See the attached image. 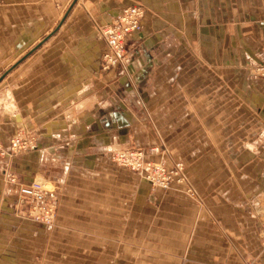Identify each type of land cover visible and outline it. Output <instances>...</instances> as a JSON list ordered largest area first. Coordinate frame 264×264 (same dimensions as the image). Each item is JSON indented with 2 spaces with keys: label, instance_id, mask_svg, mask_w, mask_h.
Masks as SVG:
<instances>
[{
  "label": "crops",
  "instance_id": "obj_1",
  "mask_svg": "<svg viewBox=\"0 0 264 264\" xmlns=\"http://www.w3.org/2000/svg\"><path fill=\"white\" fill-rule=\"evenodd\" d=\"M73 1L0 3V143L36 135L0 157V264H264V0ZM127 5L135 48L105 68L99 27ZM128 147L184 180L110 161ZM36 172L61 185L51 225L5 182Z\"/></svg>",
  "mask_w": 264,
  "mask_h": 264
},
{
  "label": "built area",
  "instance_id": "obj_2",
  "mask_svg": "<svg viewBox=\"0 0 264 264\" xmlns=\"http://www.w3.org/2000/svg\"><path fill=\"white\" fill-rule=\"evenodd\" d=\"M143 11L140 5L121 7L108 24L99 27L100 36L106 43L102 55L105 68L125 65L127 51L135 48L131 36L140 30ZM254 76L264 77V59L257 64ZM35 145V133L17 128L7 144H0V156L26 152ZM156 151V148H151L149 151L138 147L119 148L110 152L109 159L115 165L142 174L155 187L166 189L175 181H183V163L174 161L167 166L162 161L150 159L149 155ZM37 175L35 174L31 181L23 182L15 174L9 173L5 177V182L24 204L27 217L35 222L51 225L56 219V194L53 195L49 189L44 173H39L44 180L38 179ZM259 239L264 247V222L259 229Z\"/></svg>",
  "mask_w": 264,
  "mask_h": 264
},
{
  "label": "rangeland",
  "instance_id": "obj_3",
  "mask_svg": "<svg viewBox=\"0 0 264 264\" xmlns=\"http://www.w3.org/2000/svg\"><path fill=\"white\" fill-rule=\"evenodd\" d=\"M132 52V50L131 51H127V53H126V56H128L129 55V53H131ZM256 71V70H255ZM264 78V77H263ZM33 132V131H32ZM34 133V132H33ZM14 134V133H13ZM12 134V135H13ZM11 135V136H12ZM10 136V137H11ZM8 141H9V139H8ZM8 141L5 143V144H7L8 143ZM0 144H3V143H0ZM4 145V144H3ZM151 148H156V147H151ZM150 148V149H151ZM157 149V151H158V148H156ZM156 151V152H157ZM155 153V152H154ZM153 153V154H154ZM150 156H152V154H150ZM0 157H3V156H0ZM150 159H152V160H156V159H154V158H150ZM118 166V165H117ZM121 167V166H120ZM124 168V167H123ZM126 169V168H125ZM39 173L40 172H36L35 174H38L37 175V177H39ZM35 174L33 175V177L31 178V180L35 177ZM44 177H45V179H46V181L48 182V187H49V189L52 191V194L53 195H55V194H57L58 193V188H59V185H58V183H56V179H58V176L56 175V174H54L53 172H47L46 174H44ZM19 179V178H18ZM19 180H21V179H19ZM30 180V181H31ZM22 181V180H21ZM24 182V181H23ZM60 187H61V185H60ZM25 211V210H24ZM25 213V212H24Z\"/></svg>",
  "mask_w": 264,
  "mask_h": 264
},
{
  "label": "water",
  "instance_id": "obj_4",
  "mask_svg": "<svg viewBox=\"0 0 264 264\" xmlns=\"http://www.w3.org/2000/svg\"><path fill=\"white\" fill-rule=\"evenodd\" d=\"M75 1H76V0H74L72 4H74ZM50 35H51V34H50ZM50 35H49V36H50ZM47 38H48V37H45V39H47ZM45 39H44V40H45ZM44 40H43V41H44ZM34 49H35V48H34ZM31 51H32V50H31ZM31 51H30V52H31ZM30 52H29V53H30ZM14 66H15V65H14ZM14 66H12L9 70H11ZM9 70H8V71H9ZM8 71H7V72H8ZM5 73H6V72H5ZM5 73L0 77V81H1V79L3 78V76L5 75Z\"/></svg>",
  "mask_w": 264,
  "mask_h": 264
}]
</instances>
